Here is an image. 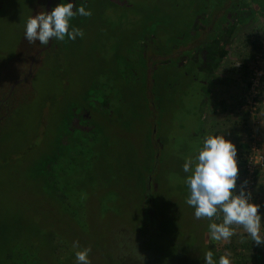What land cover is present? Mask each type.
<instances>
[{
  "label": "rangeland",
  "instance_id": "obj_1",
  "mask_svg": "<svg viewBox=\"0 0 264 264\" xmlns=\"http://www.w3.org/2000/svg\"><path fill=\"white\" fill-rule=\"evenodd\" d=\"M46 1L0 0V138L8 152L21 146L0 168V264H77L88 247L90 264H205L209 250L217 262L227 252L231 264H264V244L240 226L211 240L212 221L185 203L183 171L207 135L224 134L237 148V194L243 186L261 206L264 235L254 164L264 156V0H84L92 15L70 30L85 35L56 40L49 58L51 47L25 39ZM86 94L102 112L84 114ZM73 108L80 119L67 128Z\"/></svg>",
  "mask_w": 264,
  "mask_h": 264
},
{
  "label": "clouds",
  "instance_id": "obj_2",
  "mask_svg": "<svg viewBox=\"0 0 264 264\" xmlns=\"http://www.w3.org/2000/svg\"><path fill=\"white\" fill-rule=\"evenodd\" d=\"M74 8L72 2L60 3L50 12L41 11L29 17L25 24V39L30 44L39 41L42 45H48L50 40L64 41L67 37L75 41L78 36L82 38L84 31L80 28L70 30V22L76 15L90 17L92 12L83 5L75 11ZM183 171L190 173L185 180L189 189L185 203L194 208L196 219L212 221L208 225L212 241H230L237 234L233 227L235 225L242 227L257 245L264 244L259 212L261 206L252 202L251 194L243 186L237 194L239 166L234 143L224 134L207 135L198 155L185 160ZM221 216L222 222L217 223ZM73 247L79 249V242H74ZM90 252V247L76 251L77 264H90ZM203 256L205 264H231L227 252L219 257L218 262L211 250Z\"/></svg>",
  "mask_w": 264,
  "mask_h": 264
},
{
  "label": "trees",
  "instance_id": "obj_3",
  "mask_svg": "<svg viewBox=\"0 0 264 264\" xmlns=\"http://www.w3.org/2000/svg\"><path fill=\"white\" fill-rule=\"evenodd\" d=\"M63 1L64 0H59V2L60 3H63ZM47 2V1H46ZM59 2L58 1H56V3H54V1H53V5H52V9L54 8V7H56V5H58L59 4ZM68 2H72L74 5H75V8H78L79 6H81V4H83L84 5V0H65V3H68ZM56 4V5H55ZM45 8H46V5H45ZM77 26H79V25H73V28H77ZM69 41L70 40H68L67 39V37H66V43H67V45L69 44ZM58 42L56 41V40H53V44H52V46H51V48H50V50L49 51H47V52H45L46 53V55H47V58H49V57H51L52 56V53H54V54H56V55H58V52H59V49H61V47H62V45H58L57 44ZM97 93V92H96ZM87 95V99H86V107L87 108H85L84 110V114H86L87 113V111L86 110H89V111H94V109H95V111H101L102 112V108L100 107V106H98V109L96 108V107H93V105H88L89 104V102H90V98L92 97V95L90 94V95H88V94H86ZM1 106V105H0ZM106 115V114H105ZM104 115V116H105ZM87 117H89V116H87ZM75 118V119H74ZM79 119H80V115L79 114H77L76 112H75V110H74V108H73V113H71L70 114V112H69V114H68V116H67V119H66V122H65V126L68 128V125H69V121L71 120H77V121H79ZM111 120H112V117H111ZM8 121V119H7V117H5L3 120H2V123H4L3 125L5 126L4 128L6 129V125H7V122ZM62 129V128H61ZM97 129V127L95 128V130ZM66 129H64V131H65ZM62 131V130H61ZM72 131L73 132H75V134H77V137H79V135L80 134H85V138H82V140L83 139H86V140H89V134H87V133H89L90 131H87L86 129H81V128H78L77 126H75V127H73L72 128ZM93 132H95L94 131V129L92 130ZM96 131H99V130H96ZM62 136V135H61ZM1 139L2 138H0V147L2 148V150H1V148H0V168H3V167H6V166H8L9 165V163H10V161L12 160V159H17L18 157H20V155H21V146H18V148L16 147V148H14V149H12L11 151H9L8 152V150H6L5 148H4V143L1 141ZM79 139H80V137H79ZM149 139L151 140V136L149 137ZM23 144V143H22ZM150 144V143H149ZM5 147H6V144H5ZM65 155L66 154H64L63 152H62V154L59 156V158L58 157H53V158H49L48 159V164L49 163H54L53 162V160L54 159H56V160H60L61 159V161L65 158ZM150 157V159H153L154 158V161H155V156H154V154L153 153H151V155L149 156ZM157 161V160H156ZM155 161V162H156ZM154 163V162H153ZM56 164V163H55ZM40 166H41V164H40V162L39 163H35V168H37V167H39L40 168ZM38 168V169H39ZM41 169V168H40ZM40 172H41V170H39ZM150 172V171H149ZM42 174V173H41ZM142 178H143V180H142V183H141V191H142V194H141V196H142V198H144V199H146L148 196H149V194H150V192H151V194H152V191H153V189H154V187H153V185L151 186V185H149V181H148V179H146V176H145V174H143L142 175ZM48 182V181H47ZM151 184V183H150ZM56 188H57V191H63V189H61L62 187H60V186H55ZM143 199V200H144ZM148 199V198H147ZM142 200V201H143ZM144 202V201H143ZM16 254V251L15 250H11L10 252L9 251H7L6 252V256L7 257H9L10 259H13L14 258V255ZM135 264V263H134Z\"/></svg>",
  "mask_w": 264,
  "mask_h": 264
},
{
  "label": "water",
  "instance_id": "obj_4",
  "mask_svg": "<svg viewBox=\"0 0 264 264\" xmlns=\"http://www.w3.org/2000/svg\"><path fill=\"white\" fill-rule=\"evenodd\" d=\"M52 5H53V0H47L45 11H46V12H50V11L52 10ZM52 43H53V40H50L49 44L46 45V47H44L43 50H42L41 52L48 50V49L52 46ZM34 62H35V58L33 59L31 65H30V71H29V73H28V76H27L25 79H28V78L31 76L32 71H33V65H34ZM20 82H21V81L18 80V81H16V83H14L12 89L10 90V95L13 94V92H14L16 86H17ZM0 124H1V120H0Z\"/></svg>",
  "mask_w": 264,
  "mask_h": 264
},
{
  "label": "built area",
  "instance_id": "obj_5",
  "mask_svg": "<svg viewBox=\"0 0 264 264\" xmlns=\"http://www.w3.org/2000/svg\"><path fill=\"white\" fill-rule=\"evenodd\" d=\"M256 162L254 164L258 165V167L260 168H264V156L263 155H259L256 157ZM252 162H253V158L250 159V166H252Z\"/></svg>",
  "mask_w": 264,
  "mask_h": 264
},
{
  "label": "flooded vegetation",
  "instance_id": "obj_6",
  "mask_svg": "<svg viewBox=\"0 0 264 264\" xmlns=\"http://www.w3.org/2000/svg\"><path fill=\"white\" fill-rule=\"evenodd\" d=\"M54 1V0H53Z\"/></svg>",
  "mask_w": 264,
  "mask_h": 264
}]
</instances>
